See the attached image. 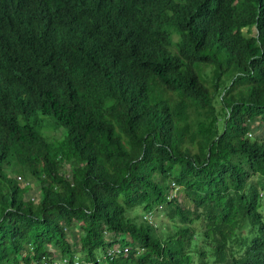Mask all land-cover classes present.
<instances>
[{
	"label": "trees",
	"instance_id": "trees-1",
	"mask_svg": "<svg viewBox=\"0 0 264 264\" xmlns=\"http://www.w3.org/2000/svg\"><path fill=\"white\" fill-rule=\"evenodd\" d=\"M263 209L264 0H0V264H264Z\"/></svg>",
	"mask_w": 264,
	"mask_h": 264
},
{
	"label": "rangeland",
	"instance_id": "rangeland-1",
	"mask_svg": "<svg viewBox=\"0 0 264 264\" xmlns=\"http://www.w3.org/2000/svg\"><path fill=\"white\" fill-rule=\"evenodd\" d=\"M173 39L175 40L176 39V37L175 36H173ZM50 137L51 136H53V137H56V138H60L61 137V134H60V132L58 131V132H52V133H50V132H48L47 133ZM16 179H18L17 177H16ZM254 179H252L251 181H253ZM17 181H19L20 183H22L23 181H22V179H18ZM32 195V192H28V193H26V196L27 197H29V196H31ZM178 197H180V194H178L177 195ZM138 213H140V212H138ZM263 214H264V209H263ZM131 217H132V214H131ZM160 219H161V217L159 216H157V217H153V216H150V218L147 220L148 222H153V223H158L159 221H160ZM105 251H107V249L105 250ZM114 252H118V249H114L113 250ZM77 258H80V257H77ZM78 260V259H77Z\"/></svg>",
	"mask_w": 264,
	"mask_h": 264
}]
</instances>
